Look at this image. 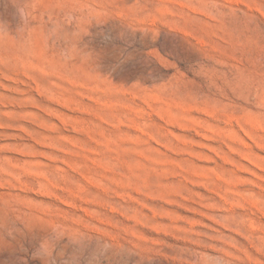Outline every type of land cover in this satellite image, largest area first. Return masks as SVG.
Segmentation results:
<instances>
[{
	"label": "rangeland",
	"instance_id": "374dc122",
	"mask_svg": "<svg viewBox=\"0 0 264 264\" xmlns=\"http://www.w3.org/2000/svg\"><path fill=\"white\" fill-rule=\"evenodd\" d=\"M0 264H264V0H0Z\"/></svg>",
	"mask_w": 264,
	"mask_h": 264
}]
</instances>
